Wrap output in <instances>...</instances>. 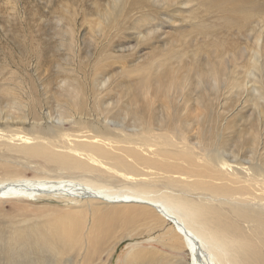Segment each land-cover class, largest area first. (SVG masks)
<instances>
[{
  "label": "bare ground",
  "instance_id": "6f19581e",
  "mask_svg": "<svg viewBox=\"0 0 264 264\" xmlns=\"http://www.w3.org/2000/svg\"><path fill=\"white\" fill-rule=\"evenodd\" d=\"M130 1L123 9L114 0L109 16L103 17L105 25L117 29L151 0ZM211 6L219 13L214 29L206 30V23L190 25L191 21L192 28L183 36L184 41L191 32L196 37L213 36L214 43L204 40L189 52L184 46L174 48L172 38L168 49L143 61L132 86L106 87L98 83V76L83 84L75 74H60L57 91L48 97L57 107L58 120L69 121L70 127L42 124L32 104L31 132L6 136L2 131L0 157L39 158L69 174L1 180L0 200L83 202V210H88V203L96 209L125 206L156 223L169 221L170 233L188 252L189 264H264V127L250 122L249 111L248 124L236 129L238 114L221 112L219 98L221 88L239 91L251 80L259 82L255 77L261 66L255 57L262 50L259 39L249 49L240 45L243 41L223 39L220 29L250 35L255 31L256 2L245 6L240 0H217ZM149 25L147 34L135 27L139 38L159 34L157 25ZM244 42L251 44L249 39ZM96 69L95 73L99 66ZM255 88V99L264 100V90ZM77 217H60L54 228H47V235L39 232L24 241H36L32 249L28 247L31 251L66 249L79 236ZM41 241L45 247L38 244ZM9 242L0 241V248ZM171 259L184 264L182 259Z\"/></svg>",
  "mask_w": 264,
  "mask_h": 264
},
{
  "label": "rangeland",
  "instance_id": "374dc122",
  "mask_svg": "<svg viewBox=\"0 0 264 264\" xmlns=\"http://www.w3.org/2000/svg\"><path fill=\"white\" fill-rule=\"evenodd\" d=\"M119 1L123 9L131 3L130 0ZM251 1L256 2L254 32L238 36L220 28L223 39L243 41L240 45L249 49L253 46L252 42L259 39L262 46V50L255 56L261 65L260 70L255 71L259 82L255 84L251 80L243 87L245 90L241 87L239 91L227 88L219 91L222 93L219 96L222 100L221 112L225 109L224 113L230 114V117L238 114V125L234 126L236 129L248 124L250 115L251 123L264 127V100L255 99V86L260 87V92L264 90V0H240V3L249 6ZM215 2L217 0H151L142 5L143 8H138L137 12H132L117 30L114 27L110 29L103 20V17L109 16L114 0H0V133L3 131L6 136L24 134L26 131L30 133L32 104L36 105L35 117L42 124L52 122L70 127L69 121L58 120L57 107H54L50 99L57 88L60 74H75L83 84H89L98 76L97 81L103 86L127 87L136 82V73H140L137 70L143 61L151 57L154 59L161 51L169 48L172 38L177 43L174 48L185 47L189 52L190 49L198 48V44L204 40L209 41L207 45H211L212 40L213 43L216 40L213 36L211 39L196 37L191 32L184 41L183 35L192 28L189 27L191 21L190 25L206 23V30L214 29L219 20V13L211 6ZM145 13L148 14L147 18H144ZM149 22L152 26H158L155 29H158L159 34L153 35L152 39L151 36L139 38L135 27H140L142 34H147L151 29ZM246 39L251 44L246 45ZM98 66L99 71L95 73ZM176 98L180 100L182 96ZM195 108L194 113L197 111ZM254 110L255 116L252 114ZM57 173L69 174L60 170L59 165L39 158L0 157V181L16 177H49ZM71 173L80 174L76 170ZM68 202L44 199L0 200V241H10L4 245L6 250L5 247L0 248V264H172L174 260L171 257L189 264L188 252L178 243L180 239L171 235L172 224L169 221L156 223L153 217L120 205H100L96 209L88 203V210H83L80 204L83 202ZM67 214H78L77 239L71 240L66 249L59 248L55 252L37 248L31 251L32 243L35 245L36 241L26 243L24 238H35L39 232L47 235V228H54L56 219ZM93 225H99V229L94 230ZM15 235L17 239H14ZM41 243L38 242L39 245ZM165 255L170 256L163 259Z\"/></svg>",
  "mask_w": 264,
  "mask_h": 264
}]
</instances>
